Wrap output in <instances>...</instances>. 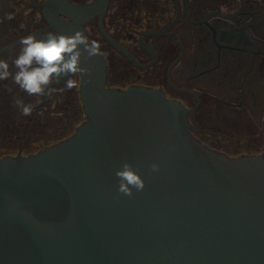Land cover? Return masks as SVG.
<instances>
[{
    "label": "water",
    "instance_id": "obj_1",
    "mask_svg": "<svg viewBox=\"0 0 264 264\" xmlns=\"http://www.w3.org/2000/svg\"><path fill=\"white\" fill-rule=\"evenodd\" d=\"M52 22L85 35L59 12ZM86 57L87 121L35 154L0 158V264H264V155L209 148L190 133L193 110L162 91L107 88L102 54ZM123 163L145 180L131 197L117 193Z\"/></svg>",
    "mask_w": 264,
    "mask_h": 264
},
{
    "label": "flooded vegetation",
    "instance_id": "obj_2",
    "mask_svg": "<svg viewBox=\"0 0 264 264\" xmlns=\"http://www.w3.org/2000/svg\"><path fill=\"white\" fill-rule=\"evenodd\" d=\"M62 2L73 7L72 18L62 13ZM54 12L99 43L107 88L164 92L193 110L188 116L191 135L213 150V143L226 135L209 128L264 116V0H0V18L12 17L0 23V50L31 34H58ZM20 49L21 43L0 54L13 74L12 61ZM69 78L81 81L80 76ZM65 80L39 96L33 110L46 117ZM16 92L31 104L33 95L11 77L0 81L3 103ZM18 154L23 155V148Z\"/></svg>",
    "mask_w": 264,
    "mask_h": 264
},
{
    "label": "rangeland",
    "instance_id": "obj_3",
    "mask_svg": "<svg viewBox=\"0 0 264 264\" xmlns=\"http://www.w3.org/2000/svg\"><path fill=\"white\" fill-rule=\"evenodd\" d=\"M73 79H77L80 86V79ZM79 86L71 91L66 88L58 90L60 98L57 103L49 105V114L46 117L36 110H33L30 116L21 115L20 110H16L18 107L15 104L19 91L13 94L7 103L0 100V104L8 105L7 107L0 105V157L15 156L20 148H23L24 156L35 154L72 137L76 130L87 121L81 106ZM73 92L76 93V100L73 94L71 95ZM40 99L39 96L33 95L30 100L31 105L39 104ZM12 107L15 109H6ZM259 119L240 120L238 125L233 127L212 126L209 130L223 132L226 135V138L220 137V142H214L213 147L231 157L264 155L262 113Z\"/></svg>",
    "mask_w": 264,
    "mask_h": 264
},
{
    "label": "clouds",
    "instance_id": "obj_4",
    "mask_svg": "<svg viewBox=\"0 0 264 264\" xmlns=\"http://www.w3.org/2000/svg\"><path fill=\"white\" fill-rule=\"evenodd\" d=\"M12 19L11 15L0 18ZM21 49L12 61L17 69L15 74L10 72L8 61L0 59V81L11 77L18 87L28 95L43 96L51 91L50 86L59 82L61 77L65 80V88L71 90L79 86L77 79L69 77L84 76L90 69L81 66V58L87 53V59L100 55V45L97 41L89 39L81 32L72 35L54 34L49 32L45 38L29 35L21 39ZM83 46V47H81ZM91 82V80H89ZM21 115L30 116L33 111L31 104H24L20 99L15 100ZM152 172L159 171L158 164L151 165ZM119 180L117 193L131 197L132 189L143 191L145 180L130 163H123L116 171Z\"/></svg>",
    "mask_w": 264,
    "mask_h": 264
}]
</instances>
